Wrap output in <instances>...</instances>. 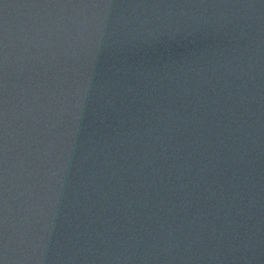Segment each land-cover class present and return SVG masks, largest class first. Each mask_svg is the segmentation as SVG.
Masks as SVG:
<instances>
[{
	"label": "water",
	"instance_id": "obj_1",
	"mask_svg": "<svg viewBox=\"0 0 264 264\" xmlns=\"http://www.w3.org/2000/svg\"><path fill=\"white\" fill-rule=\"evenodd\" d=\"M0 264H264V0H0Z\"/></svg>",
	"mask_w": 264,
	"mask_h": 264
}]
</instances>
